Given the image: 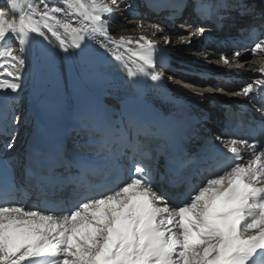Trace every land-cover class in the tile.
Masks as SVG:
<instances>
[{"label": "snow or ice", "instance_id": "6c2138e0", "mask_svg": "<svg viewBox=\"0 0 264 264\" xmlns=\"http://www.w3.org/2000/svg\"><path fill=\"white\" fill-rule=\"evenodd\" d=\"M60 3L0 0V111L17 101L29 66L40 92L31 116H14V126L0 130L11 151L20 127L33 128L23 156L0 172V264H264V0ZM161 13L188 29L176 37L182 45L211 33L222 47L257 36L252 47L234 49L235 59L219 53L217 63L238 69L261 55L248 69L260 75L239 89L175 81L200 100L221 92L252 104L259 119L249 117L245 136L231 134L236 113L228 108L194 111L163 91L175 77L160 69L179 60L166 47L173 43L167 25L148 19ZM245 53L253 59L240 61ZM100 94L112 103L101 104ZM214 123L222 125L218 134ZM122 157L130 167L116 164ZM194 157L200 183L187 173L169 179ZM98 167L115 171L103 184L88 183ZM17 174L45 194L39 203L16 198ZM185 181L180 193L164 186ZM68 184L75 197L57 203Z\"/></svg>", "mask_w": 264, "mask_h": 264}, {"label": "bare ground", "instance_id": "6f19581e", "mask_svg": "<svg viewBox=\"0 0 264 264\" xmlns=\"http://www.w3.org/2000/svg\"><path fill=\"white\" fill-rule=\"evenodd\" d=\"M53 2L58 3L59 6H63L62 3H60V0H53ZM154 19L155 21L161 23L159 17H154ZM123 23L129 28L135 27V22L129 24L127 21H123ZM189 23H194V21L189 20ZM162 25H165V24H162ZM179 28H180V25H179ZM187 31L188 29L186 28H181L180 31L169 29L170 35H172L173 37V43L171 45H168V47L173 49L175 57H178V60L182 64L194 67L195 69H197L198 72L206 70L216 76H219V74H225L226 77L234 81L232 83V85L235 87L233 90L239 89L242 85L250 82L252 78L260 75L259 73H254L248 70L250 67L251 68L259 67V60L261 58L260 54H258L256 57L257 59L256 64H253V65L246 64L244 69H238L236 67L229 68L228 66L223 65L222 62L217 63L219 59V53L221 51H223L226 55H228L229 58L235 59L234 57H232L233 52L230 50L229 47L220 48L216 51V48L213 47V44H211L210 42H206L203 39H199V40L194 39L190 46L182 45L177 41L176 37L178 34H181V35L186 34ZM232 32L235 33V31H232ZM116 34H123V33H120L119 30H117ZM131 34L138 35V33H131ZM37 39H40V38H37ZM197 43H199V45ZM16 47L18 48L19 46L16 45ZM54 54H57L56 55L57 65L60 66L62 70H64V53L58 47H56L54 49ZM252 59L253 57L251 56L250 53L242 54L239 57L240 61H249ZM77 70H79V66H77ZM24 72H25L24 86H23V90L19 94L17 103L20 106V108L24 110V112H27L30 98L35 94V92L39 91V81L36 79L35 70L31 66L27 67L24 70ZM175 78L178 79L179 77L175 76ZM182 80L183 82L194 85V86L213 87L211 86L212 83L210 81L203 82V84H200L199 82H196L195 80H193L191 77H184ZM147 83L151 84L150 81H148ZM219 86H220L219 83H217L218 88ZM230 89L231 87H229V90ZM154 91L156 90L151 89V88L148 89V92H154ZM175 91L180 96L179 98L181 99V102L184 105L189 106L191 108H194V107L208 108L210 104L220 105V103H224V102L235 103V102H240L242 98V97H239V98L234 99L233 97L224 95L221 92H215V93H205L208 99L200 100L199 98L193 95L191 88H187V87L179 88L178 86H176ZM211 96L212 98L209 100ZM215 97H219V98L217 99ZM15 111L16 110L14 108H10L11 113H14ZM22 115L19 114L17 116H22ZM20 129L25 130L27 128L20 127ZM23 141H24L23 135L17 138L16 144L13 150L18 149L19 152L16 154H13L11 158L22 156V153L20 151L24 147ZM30 199L31 198H28V200Z\"/></svg>", "mask_w": 264, "mask_h": 264}, {"label": "rangeland", "instance_id": "374dc122", "mask_svg": "<svg viewBox=\"0 0 264 264\" xmlns=\"http://www.w3.org/2000/svg\"><path fill=\"white\" fill-rule=\"evenodd\" d=\"M175 27H176V28H178V26H175ZM211 98H212V96L209 98V100H210ZM215 98H217V99H218L219 97H215ZM209 100H208V101H209ZM208 101H207V102H208Z\"/></svg>", "mask_w": 264, "mask_h": 264}]
</instances>
